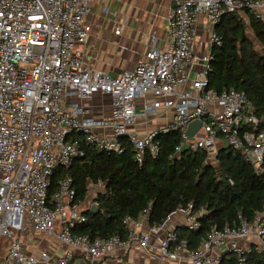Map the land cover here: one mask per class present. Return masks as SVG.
I'll return each mask as SVG.
<instances>
[{
  "label": "built area",
  "instance_id": "obj_1",
  "mask_svg": "<svg viewBox=\"0 0 264 264\" xmlns=\"http://www.w3.org/2000/svg\"><path fill=\"white\" fill-rule=\"evenodd\" d=\"M91 0H0V238L8 239L0 264H96L100 258L137 246L155 249L163 260L221 264L231 253L242 263L250 247L264 248V215L233 227L211 228L194 249L162 225L137 231L146 215L122 221L127 235L90 239L73 229L85 222L71 177L57 182L48 197L53 171L93 148L114 155L127 143L138 163L159 153L158 136L178 133L176 151L191 147L212 160L219 148L240 150L255 171L264 164V115H256L243 92L205 90L212 50L222 44L215 31L226 14L248 12L264 21V0H172L167 15L169 43L151 49L132 70L110 76L88 67L83 53L91 31ZM205 26V29L203 28ZM204 29L205 32H198ZM119 29L115 30V34ZM110 98L106 117L95 118L84 102ZM140 99L141 103L137 104ZM160 115L164 123L144 133L140 119ZM200 121L192 138L187 126ZM216 165V164H215ZM177 212V211H176ZM183 228L199 227L191 206L178 210ZM30 232L54 238L64 252L29 254L19 237ZM159 234L150 244V235Z\"/></svg>",
  "mask_w": 264,
  "mask_h": 264
},
{
  "label": "trees",
  "instance_id": "obj_2",
  "mask_svg": "<svg viewBox=\"0 0 264 264\" xmlns=\"http://www.w3.org/2000/svg\"><path fill=\"white\" fill-rule=\"evenodd\" d=\"M247 29L259 49L247 38ZM215 31L222 44L211 52L205 90L233 88L243 92L251 111L264 115V21L248 12L226 14ZM156 141L159 153L152 156L146 151L141 163L125 143L120 155L87 148L68 168L54 169L49 199L64 176L71 177L75 198L81 202L89 187H101L93 199L95 211L83 212L85 222L73 229L75 235L125 238L122 221L127 216L137 220L144 214L147 226L157 227L174 212L191 206L192 214L201 212L199 227L178 237L191 250L213 227H233L239 217L250 222L256 215H264V164L255 171L240 150L229 146L219 148L212 160L204 151L191 147L178 152L177 132L158 136ZM221 264H264V248L251 246L242 263L227 253Z\"/></svg>",
  "mask_w": 264,
  "mask_h": 264
},
{
  "label": "crops",
  "instance_id": "obj_3",
  "mask_svg": "<svg viewBox=\"0 0 264 264\" xmlns=\"http://www.w3.org/2000/svg\"><path fill=\"white\" fill-rule=\"evenodd\" d=\"M171 5L172 0H91L86 15L91 31L82 47L88 67L115 76L132 70L145 59L146 53L152 48L164 51L169 43L167 15ZM117 28L119 33L115 34ZM203 28L205 29V26ZM204 29H199L198 32H205ZM136 102L140 104L141 100ZM109 103V96L96 95L84 102V105L91 109L93 117L100 118L108 115ZM163 123L164 118L157 115L140 119L132 130L144 133ZM84 202L82 206L85 209L88 206H84ZM184 220V216L178 211L169 216L168 226L175 229L178 237L186 234V229H183ZM146 228V218H143L137 231L144 232ZM33 234L35 233L30 232L25 237H19L25 246V252L36 255L48 252L52 258L59 257L64 252L65 248L60 245L58 251L49 247L37 253L34 251L37 242L31 238ZM159 234L160 232L150 235V244L156 241ZM71 264H81V260L74 257ZM96 264H190V261L186 256L180 260H163L154 248L146 251L135 246L130 250L117 251L100 258Z\"/></svg>",
  "mask_w": 264,
  "mask_h": 264
},
{
  "label": "rangeland",
  "instance_id": "obj_4",
  "mask_svg": "<svg viewBox=\"0 0 264 264\" xmlns=\"http://www.w3.org/2000/svg\"><path fill=\"white\" fill-rule=\"evenodd\" d=\"M246 36L249 39V41L253 43V46L255 47V49H259L258 43L256 42V40L254 38V35L252 34V32H250L249 29L246 30ZM100 190H101V187H99V186H91V187H89L88 193H87V196H86V199H85V202H84L85 203L84 206H89L92 203L95 195ZM186 231H188V230H186ZM29 236H31V235H29ZM31 238H33V240L37 242V246H36V248L34 250L37 253H39L38 251L46 250L49 247H53L54 250L58 251L59 248L61 247L60 245H58L55 242L54 238H52V237L39 235V234H33L31 236ZM7 248H8V239H6L4 237L0 238V259L3 258L6 255Z\"/></svg>",
  "mask_w": 264,
  "mask_h": 264
},
{
  "label": "water",
  "instance_id": "obj_5",
  "mask_svg": "<svg viewBox=\"0 0 264 264\" xmlns=\"http://www.w3.org/2000/svg\"><path fill=\"white\" fill-rule=\"evenodd\" d=\"M199 127H200V121L191 122L187 126V128L185 130L186 136L189 137V138H192L193 135L195 134V132L199 129ZM90 211H92V212L95 211V208L94 207H91L90 208Z\"/></svg>",
  "mask_w": 264,
  "mask_h": 264
}]
</instances>
